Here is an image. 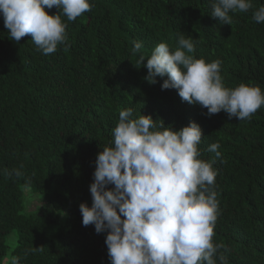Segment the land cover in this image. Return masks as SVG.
<instances>
[{"label": "trees", "instance_id": "16d2710c", "mask_svg": "<svg viewBox=\"0 0 264 264\" xmlns=\"http://www.w3.org/2000/svg\"><path fill=\"white\" fill-rule=\"evenodd\" d=\"M88 2L91 11L75 21L61 14L67 39L48 55L30 36L10 40L0 13V264L13 256L19 264H111L108 232L83 226L79 206H92L97 155L113 146L119 112L129 108L130 119L151 116L176 131L200 126L198 159L214 161L216 172V264L221 254L223 264H264V106L248 120L209 115L162 89L167 76L150 84L143 66L156 46L174 51L183 35L195 59L221 62L226 88L243 83L264 93V23L252 18L264 0L230 13L231 26L211 17L215 0ZM213 143L219 158L208 151Z\"/></svg>", "mask_w": 264, "mask_h": 264}, {"label": "clouds", "instance_id": "9594fccd", "mask_svg": "<svg viewBox=\"0 0 264 264\" xmlns=\"http://www.w3.org/2000/svg\"><path fill=\"white\" fill-rule=\"evenodd\" d=\"M57 8L49 15L45 9ZM254 8L251 0H215L211 17L233 24L231 14ZM91 11L88 0H0V13L9 39L17 44L30 36L44 55L53 54L66 42V25ZM252 18L264 23V6ZM141 44L134 42L133 55ZM65 50H67L65 48ZM191 38L180 35L174 51L166 43L154 48L144 78L150 84L165 77L162 89H176L182 102L198 104L209 115L221 111L229 119H250L264 106L260 87L240 84L234 89L223 85L219 60L206 63L195 59ZM141 56L138 63L143 64ZM132 109L119 112L113 129V146L97 155L94 182L90 185L92 206H79L82 225H94L105 239L111 264H216L223 245L213 243L218 201L214 191L216 172L212 162L198 159L202 139L200 126L191 122L176 131L157 126L151 116L132 117ZM218 143L208 151L220 157ZM11 175V173H6ZM20 177L22 173L15 171ZM108 185L114 188L108 189ZM123 217V219H122ZM33 251H43V246ZM218 259L223 264L225 257ZM10 264H19L13 256Z\"/></svg>", "mask_w": 264, "mask_h": 264}]
</instances>
